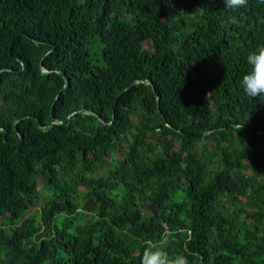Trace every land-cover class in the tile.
Listing matches in <instances>:
<instances>
[{
  "label": "trees",
  "instance_id": "trees-1",
  "mask_svg": "<svg viewBox=\"0 0 264 264\" xmlns=\"http://www.w3.org/2000/svg\"><path fill=\"white\" fill-rule=\"evenodd\" d=\"M258 46L257 0H0V264H264Z\"/></svg>",
  "mask_w": 264,
  "mask_h": 264
},
{
  "label": "clouds",
  "instance_id": "clouds-1",
  "mask_svg": "<svg viewBox=\"0 0 264 264\" xmlns=\"http://www.w3.org/2000/svg\"><path fill=\"white\" fill-rule=\"evenodd\" d=\"M226 9H239L248 3V0H223ZM264 5V0H257ZM249 70L243 75L240 86L244 94L250 98H264V46H258L246 57ZM142 264H189L184 255H169L162 249H146L143 253Z\"/></svg>",
  "mask_w": 264,
  "mask_h": 264
},
{
  "label": "water",
  "instance_id": "water-1",
  "mask_svg": "<svg viewBox=\"0 0 264 264\" xmlns=\"http://www.w3.org/2000/svg\"><path fill=\"white\" fill-rule=\"evenodd\" d=\"M68 79L65 78V81H67ZM76 113H82V114H91V115H95L97 118L98 116L96 114H94L92 111L86 110V109H81L80 111L76 112ZM69 118V117H68ZM61 122V121H60ZM57 123V122H56ZM207 132H204V134H206Z\"/></svg>",
  "mask_w": 264,
  "mask_h": 264
},
{
  "label": "rangeland",
  "instance_id": "rangeland-1",
  "mask_svg": "<svg viewBox=\"0 0 264 264\" xmlns=\"http://www.w3.org/2000/svg\"><path fill=\"white\" fill-rule=\"evenodd\" d=\"M147 44H148V43L146 42L145 45H147ZM95 58H97V57L95 56ZM81 109H85V108L83 107V108H81ZM81 109L77 110L76 112L80 111ZM86 110H88V109H86ZM89 111H91V110H89ZM74 113H75V111H74ZM74 113H73V114H74ZM81 114H82V113H81ZM71 115H72V114H71ZM71 115H70V116H67V118H68V117L70 118ZM96 115H97V114H96ZM97 116H98V115H97ZM98 119L101 120V118H100L99 116H98ZM53 120H54L55 122H59V121H60L59 119H56V118H54ZM102 122H104V123H111V121H102Z\"/></svg>",
  "mask_w": 264,
  "mask_h": 264
}]
</instances>
